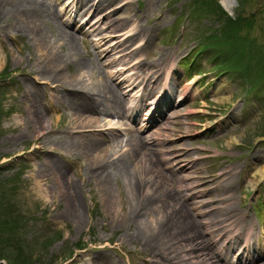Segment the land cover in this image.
Wrapping results in <instances>:
<instances>
[{
  "label": "rangeland",
  "instance_id": "1",
  "mask_svg": "<svg viewBox=\"0 0 264 264\" xmlns=\"http://www.w3.org/2000/svg\"><path fill=\"white\" fill-rule=\"evenodd\" d=\"M17 1L0 0L4 6ZM110 1L115 2L114 6H110ZM116 1L105 0L104 11L94 13L92 22L87 23L93 12L84 13L80 7L82 15L77 16L73 9L60 18L66 1L43 0L56 10L55 14L48 13L49 23L42 27L50 40L54 32L51 24H60L76 36L79 57L95 67L92 75H85L83 83L91 88H87L91 94L101 79L99 72L111 73L120 66L110 65L119 58L118 54L112 53L109 60L110 56H105L107 51L101 55L98 51L103 45L108 47L126 39L133 29L139 30L132 41L138 48L135 58L145 69L155 71V76L161 74L158 100L164 83L171 99L170 103L161 102V107L156 104L152 111L157 114L162 110L167 115L157 123L161 126L155 123L142 130L144 121L134 123L129 118L132 111L126 110L119 117H103L91 127L84 124L87 127L72 128L66 103L52 98L51 84L45 85L48 80L37 71L42 60L33 39L16 35L9 27L3 30L5 33L0 29V264H92L93 258L107 264H152V248L128 237L135 229L129 218L134 205L130 204L123 177L111 179V192L106 195L100 184L84 173L89 162L96 159L78 151L67 152L56 142L66 140L69 131L77 130H95L97 138L122 139L124 144L120 148L111 147V141H99V150L108 147L106 154L111 158L122 154L126 158L129 150L124 145L130 134L142 137L147 158L163 161L159 172L155 170L158 164H149L146 179L151 183L144 188V195L159 194L158 189L167 188L175 200L183 203L200 229V222L210 217L213 220L212 215L221 209L218 217H237L243 224L233 227L232 222L226 226L228 234L214 243L218 253L225 256L221 252L227 238L243 226L239 248L234 253L240 259L248 230L251 240L247 252L257 258V264H264V176L259 175L264 166V0H130L123 9L117 8L121 3ZM125 1L121 0L123 4ZM204 1L210 6L200 10L199 15L194 14ZM224 1L230 5L228 9L223 7ZM97 14L108 17L94 30ZM55 15L69 26L61 25ZM230 19L235 23L231 31L225 27ZM6 23L0 15V25L4 28ZM224 29L229 33L223 35ZM59 44L54 45L57 50ZM215 53L233 55L223 60L230 61L231 69L220 64L213 56ZM243 69L248 77L240 74ZM74 70V66H65L62 73L69 78ZM258 71L262 80L252 82V75ZM25 85L39 88L43 114L52 119L53 133L48 137V145L42 148L36 147L41 144L30 134L32 124L25 128L14 124L26 115L29 106L22 92ZM153 100L158 101L156 97ZM172 102L174 106H169ZM59 115L60 123L55 124ZM150 135L153 138L149 143L145 137ZM42 150L61 164L66 177L74 181L79 205L75 211H69L71 200L67 193L51 187L54 177L46 183L37 176ZM115 152L117 155H113ZM231 169L233 172L225 177ZM159 175H163L162 180ZM186 182L196 189L179 188ZM150 213L143 221L151 225L148 233L155 235L162 227L163 214ZM157 259L158 254L154 260ZM234 262L232 255L229 264Z\"/></svg>",
  "mask_w": 264,
  "mask_h": 264
},
{
  "label": "bare ground",
  "instance_id": "2",
  "mask_svg": "<svg viewBox=\"0 0 264 264\" xmlns=\"http://www.w3.org/2000/svg\"><path fill=\"white\" fill-rule=\"evenodd\" d=\"M64 1H66V6L59 13L60 18L64 15L67 16L73 9H76L74 12L77 16L82 15V11L87 14L93 12L90 18L87 19V23H91L94 13L100 10L104 11L105 9V7L103 8L105 0H85L84 2L83 0ZM118 1L121 3L120 7L117 6L118 9H123L125 5L129 6L130 4V0L125 1L124 4L121 0H117L116 2L118 3ZM2 3L3 2H0V15L3 21L7 22L4 28L0 25L2 33H5L3 30H7L9 27L16 35H27L29 38L33 39L35 47L41 53L39 59L42 60L41 65L40 62L38 63L37 71H39L40 76L48 80L49 84L45 83V85L50 87L51 84L49 90L54 92L52 98H55L61 103H66V107L71 115L69 122L72 128L91 127L94 123H100L103 117H108V115L119 117L122 113H125L126 110L132 111L131 114L134 116L130 114L129 118H132L134 123L144 121L145 127L142 126L140 128L142 130H147L146 128L167 118V115L163 114L164 111L162 110L157 114L152 113L153 109L157 108L155 107L156 104L161 107V102L167 101L170 103L171 99L168 89L166 88L167 85L164 83V91L160 90V92H162L161 99L158 100L161 74L159 77L157 75L155 76V71L151 72L148 68L145 69V67L141 65V61L135 58L136 54H138V48L133 46L132 41L140 34L139 30L133 29L126 39L119 40L115 45L109 44L110 46L108 47L103 45L100 51H98V55L107 51L105 56L108 57L112 53L118 54L119 58L114 59L115 61L109 64L111 66H120L117 67L116 70L111 71V73L108 71L99 72V78L101 79L93 87L95 88L94 94H91L90 90H88L91 88L83 83H85L86 80L85 75H89L90 72H92L90 74L92 75L95 67L92 66V62L89 63L79 57L80 54L76 36L71 34L63 26H60V24H51L54 32L51 35L53 40H50L44 31V27H42L49 23H47L48 13L55 14L54 12L56 9L52 7V5H47L43 0H18L7 6L2 5ZM114 3L110 1L109 4H111L110 6H114ZM222 4L226 9L230 6L228 2L225 1ZM80 7H82V11ZM51 9L52 11L50 13ZM103 11H101V13ZM107 14H104L102 17H98L97 14L98 19L93 23L95 29L92 27L94 30L99 29V24L103 23V19L108 17ZM57 19L61 22V25L69 26L66 21H62L59 18ZM74 23L79 26L77 21H74ZM80 29H82V27ZM59 42H61V44H59L60 49L58 48L60 52H58L59 50L54 46ZM145 43L147 44V42ZM109 60H111V56ZM65 66H74L75 68L74 73L69 78H65V75L62 73L63 67ZM157 73H159V71ZM25 86L22 92L24 100L29 103V106L26 107V115H23L24 117L21 115L23 118L15 121L14 124L16 127L23 126L24 128L32 124L33 129L30 130V134H32L36 143L41 144H37L36 147L42 148L43 145H48V137L53 133V130L50 128L52 124L50 121H52V119H46L45 114H43L45 113V110L42 111L44 105L40 103L43 96L40 95L41 91L39 92V88L35 87L30 89L27 85ZM60 90H62V92H60ZM155 97L160 104L158 101L153 100ZM149 100L152 101L149 102ZM169 106H174V102L169 104ZM55 111L57 110L55 109ZM61 117L62 115H59L55 118V124L60 123ZM84 124H87V126H82ZM157 125L161 126L162 124ZM96 133L97 131L95 130H88L86 132L79 130L69 131L66 140L56 142L63 145L67 152L71 151L72 153L78 151L89 158L96 159V162L95 160L89 162L85 168L86 172L84 173L89 175L91 180L100 184L105 194L111 192L110 183L112 178L118 176L123 177L124 183L128 185L127 191L129 193L127 194L131 202L130 204H132V206L134 205L133 210L129 214V218L131 217L130 225L135 223V229L132 234H128V237L133 241H141L146 247L149 246L152 248L151 254H149V261L152 264H229L232 255L234 256V264H257V258L255 259L254 256L250 257L247 252L250 246L249 241L251 240L247 228H245L247 232L244 238L247 244L242 251L240 259L237 256L238 253H234L235 249L239 248L243 226L239 227L238 233H235L231 238H227L228 241L225 242L226 246L223 247V252H221L225 256L220 255L216 249V244H214L216 239L221 241L223 236L228 234V232L225 231L226 226H229L232 222H234L231 225L233 227H237V225H241V223L243 224V222L237 220V217L231 216L230 218L228 215L229 217L220 218L218 216L221 209L212 215L213 220H211L210 217L207 219L208 221H202L203 224L200 222V225H202L200 229L198 223L193 221L190 214L187 213L186 209L183 207V203L180 200H175V195L167 188L163 190L158 189L159 194L144 195V188L147 189L146 185L151 183L146 179L150 169L149 164H151L152 167L158 164L155 169L158 171V169L160 170L158 166L163 161L159 158L153 161H151V157H149V159L147 158V155H145V152L142 150V137L140 138L135 133L130 134L125 140L126 142L124 145V147L127 146L129 150L128 154L125 155L126 158L123 156L124 154H122L121 157L115 156L111 158L112 156L107 157L106 154V151L109 150L108 147L99 150V141L102 140L107 143L111 141V147L114 148L123 147L124 141L122 139H113L112 137H106V139L105 137L97 138L95 136ZM98 134L101 135L102 132ZM152 135H156V133ZM152 135H150V137L146 136L145 138H147L148 141H152ZM154 140L156 139L154 138ZM51 143L52 142L49 144ZM151 150L155 154L156 151L153 148H151ZM40 153L43 154V159L39 165L40 168L36 170L37 176L46 183L51 179V176L54 177L55 183L51 187L54 188V186H56L61 188L62 192H66L71 200L69 202V211H75L79 205L76 201L74 181L66 177L67 175L63 166L58 162L56 163L48 152L42 150ZM113 155H117V152L113 153ZM80 172L81 171H78V174ZM231 172H233L232 169L225 174V177ZM259 175L264 176V166L260 169ZM158 178L162 180L163 175H159ZM186 179L187 178H184V181H186ZM156 186L158 188L160 184ZM181 187L192 190L196 189V187H190V183L187 182L181 183L179 188ZM178 191L180 192L181 190L179 189ZM222 203H224V201H222ZM151 211H156L157 213H161V215L163 214L162 222H160L162 227L158 228V232L155 234L156 236L148 233L151 225L143 221L146 215H152L150 213ZM216 225L218 228L215 227ZM211 227L212 229H210ZM157 254L159 259L154 260ZM243 255L244 257H242ZM253 258L254 260H251ZM94 262L97 264L102 263L96 258H93L92 264H95ZM102 264H107V262Z\"/></svg>",
  "mask_w": 264,
  "mask_h": 264
},
{
  "label": "trees",
  "instance_id": "3",
  "mask_svg": "<svg viewBox=\"0 0 264 264\" xmlns=\"http://www.w3.org/2000/svg\"><path fill=\"white\" fill-rule=\"evenodd\" d=\"M205 2V1H204ZM202 6H200V8L198 9L197 8V10H195L194 11V14H196L197 12V15H199V12H200V10H202V9H205V8H208L207 6H210V4H209V2L207 1V2H205L204 3V5L203 4H201ZM216 6H217V4H216ZM218 7V6H217ZM220 11L222 12V13H224L223 12V10L222 9H220ZM228 23H230V24H228ZM228 23H226V26L225 27H227L228 29H230L229 31H231V30H233V28H234V25H235V23H234V21L232 20V19H230V21L228 22ZM229 31H226L225 29L223 30V35H226L227 33H229ZM221 41V40H220ZM210 46V45H209ZM210 47H212V46H210ZM210 47H208V48H210ZM202 48H207L206 46H204V47H202ZM251 51V50H250ZM252 53H254L253 51H251ZM209 53H211L210 51H209ZM216 55V53L213 55L214 57H216L217 59H219V62H221L220 64H224L225 66H226V68H228V69H231V68H229V67H231L230 65H228V64H230V61L227 63V62H224L223 60L225 59V58H228V59H231V56H233V55H229V56H226V54L224 53V54H222V53H219L217 56H215ZM211 58H213V57H211ZM228 65V66H227ZM237 67H239V65H237ZM233 68V67H232ZM246 69H243V71L244 72H241L240 74H242L244 77L246 76V77H248L249 75H247V73H246V71H245ZM257 70H258V68H257ZM256 70V71H257ZM252 76H255V77H253L252 78V82H255L256 83V81H260V80H262V77H261V74H260V72L258 71L257 73H256V75H252ZM0 256H2V254L0 253Z\"/></svg>",
  "mask_w": 264,
  "mask_h": 264
}]
</instances>
